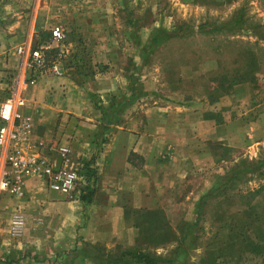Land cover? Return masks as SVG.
Masks as SVG:
<instances>
[{"label": "rangeland", "instance_id": "1", "mask_svg": "<svg viewBox=\"0 0 264 264\" xmlns=\"http://www.w3.org/2000/svg\"><path fill=\"white\" fill-rule=\"evenodd\" d=\"M55 25L63 28L64 40L59 44L48 39L43 46L60 49V57L58 53L47 57L61 62L64 73L60 76L88 90L107 76H117L113 79L119 84L118 91L101 98L90 91L94 111L108 106L107 110L121 113L126 96L120 87L124 75L135 77L131 84L139 99L129 102L134 105L178 104L185 97L198 106L204 101L202 95L217 90L218 81L224 94L223 99L213 97L217 102L230 99L249 116L257 115L264 103V0H0V74L6 78L0 83V102L11 80L25 67L26 54H19L17 47H43L38 45L40 29L50 32ZM253 32H259L260 38H249ZM47 76L55 75L42 76L35 84ZM83 104L88 105L87 100ZM49 115L41 121L42 132L48 133L44 139L35 138L32 120L25 116L31 120L35 140L70 148L80 165L82 188L89 182L83 172L90 155H83V140L77 137L87 140L90 115L88 111ZM255 150L254 159H249L242 150L232 155L222 149L223 161L213 166L210 177H202L198 170L186 181L187 186H180L182 192L169 196L177 208L172 203L161 209L163 213L143 211L146 233L141 245L145 248L135 249L159 256L158 264H264V145ZM216 170L218 177H214ZM206 181L208 187L214 184L208 191ZM39 186L50 191L39 180L29 179L21 198L0 199V264H91L92 259L98 264H141L118 262L121 248L104 251L106 259L103 254L95 255L82 236L80 249L71 240L61 238L56 243L57 231L66 236L72 230L64 220L55 219L56 213L67 210L51 208L56 200L39 197ZM28 202L36 207L27 211ZM15 208L25 218L19 237L9 231ZM73 210L68 208L69 213ZM79 227L77 223L76 231Z\"/></svg>", "mask_w": 264, "mask_h": 264}, {"label": "crops", "instance_id": "2", "mask_svg": "<svg viewBox=\"0 0 264 264\" xmlns=\"http://www.w3.org/2000/svg\"><path fill=\"white\" fill-rule=\"evenodd\" d=\"M253 33L249 38H260L257 32ZM38 45L43 46V42L38 40ZM13 55L16 59L17 55L14 52ZM208 61L213 59L203 62ZM214 62L219 64L218 60ZM3 76L0 74V83L6 82ZM114 77L107 76L95 83V89L88 90L66 76H47L29 87L23 108V113L32 120L35 138L43 139L48 133L42 132L41 121L49 114L50 118L61 113L76 115L87 111L90 115L92 123L87 124V140L86 137H77V140H83V155L93 157L95 174L91 180L94 192L89 201L66 202L59 194L46 192L41 186L36 191H39V197L56 200L51 202V208L67 210L56 213L55 219L64 220L72 230L66 236L64 232L57 231L55 242H60L61 238L71 240L80 249L82 236L81 240L88 241V247L95 255L103 254L107 249L121 248L119 252H122L138 246L145 248L141 245L146 233L142 229L145 224L143 211L163 213L161 209L172 203V207L177 208L178 204L169 196L182 192L180 186H187L186 181L198 170L202 177H210L213 166L223 161L220 156L222 149L232 155L242 150L249 159H254L255 149L264 145V103L254 116H249L247 110L241 112L237 108L238 103L230 99L223 104L221 94L224 92L220 81L216 82L217 90L211 92L213 96L202 95L204 101L198 106L185 97L178 104L125 103L118 119L106 123L102 111L108 106L97 109L94 106V111L90 91L100 94V98L109 91H118L119 84ZM122 78L120 87L125 89L121 90L126 92L124 97L128 99L131 80L125 75ZM213 97L222 99L217 102ZM86 100L88 105L83 104ZM130 153L132 161L129 162ZM215 173L214 177L220 176L218 170ZM207 184L208 181L205 191L214 187L213 181L209 187ZM36 191L30 190V193ZM34 205L36 207V204L28 202L27 211L34 209ZM69 207H73L74 212L69 213ZM81 211L85 216L81 217ZM31 214L30 211V225ZM77 223L80 227L76 231ZM38 239L42 241V237ZM103 256L107 258L106 254ZM89 261L91 264L99 263L94 259Z\"/></svg>", "mask_w": 264, "mask_h": 264}, {"label": "built area", "instance_id": "3", "mask_svg": "<svg viewBox=\"0 0 264 264\" xmlns=\"http://www.w3.org/2000/svg\"><path fill=\"white\" fill-rule=\"evenodd\" d=\"M50 33L52 43L60 44L64 40L60 25L53 26ZM48 47L50 45L32 49L19 45L16 49L19 54H26L25 67L11 80L8 93L0 104V199L21 198L26 180L34 179L69 201H79L83 177L70 148L57 143L45 145L35 140L31 120L23 114L27 87L47 74L60 76L64 73L59 60L47 59L43 49ZM58 56H61L60 49ZM24 227L23 212L15 208L9 220L10 234L19 237Z\"/></svg>", "mask_w": 264, "mask_h": 264}, {"label": "trees", "instance_id": "4", "mask_svg": "<svg viewBox=\"0 0 264 264\" xmlns=\"http://www.w3.org/2000/svg\"><path fill=\"white\" fill-rule=\"evenodd\" d=\"M204 25L201 24L199 26V28ZM259 35L260 33L257 32ZM50 32L47 31H40L39 32V42H47L48 39H50ZM171 37V36H170ZM262 38L264 40V34H262ZM159 42H155V44H157ZM38 46V45H37ZM43 52L45 53V55L47 57H51V56H56V54L59 52L58 48H46L43 49ZM135 79L134 75H130V80ZM131 96L128 99H124L122 101V103H129L131 100H134L136 97V90L133 88L132 84H131ZM124 106V105H123ZM103 114V119L106 123H112L115 122L118 117H119V110H103L102 111ZM132 155V153L129 154L128 156V161H132L130 158V156ZM141 162H143L142 159H140ZM93 163V157L90 156L88 161L84 162V172L83 175L86 177V179L89 181H87L88 183H86L81 190V194L79 197V201H89L91 195L94 192V188H93V181L91 180L92 176H94L95 174V169L92 166ZM253 170V168H252ZM245 171H248L245 170ZM235 172V170H234ZM233 172V174H234ZM233 176V175H232ZM235 176V174H234ZM233 176V177H234ZM228 179H230V176L228 177ZM215 189H217V186L215 187ZM211 192H214V189L211 190ZM210 192V193H211ZM208 195V194H207ZM117 260L118 262L122 263V262H130L133 261L134 263H141V264H158V262L162 261V258H160L159 256H154L153 254H150L148 252H145L143 250H137V249H129V250H123L119 256H117ZM116 258V257H115ZM173 260V258L171 259Z\"/></svg>", "mask_w": 264, "mask_h": 264}]
</instances>
